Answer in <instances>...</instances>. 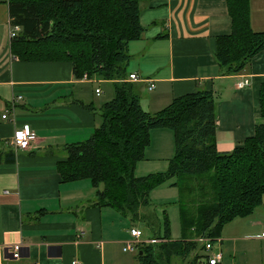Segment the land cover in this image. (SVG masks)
I'll return each mask as SVG.
<instances>
[{
	"label": "crops",
	"instance_id": "0c3cea01",
	"mask_svg": "<svg viewBox=\"0 0 264 264\" xmlns=\"http://www.w3.org/2000/svg\"><path fill=\"white\" fill-rule=\"evenodd\" d=\"M226 3L141 0L138 22L144 29L129 42L126 66L127 75L138 76L133 83L139 104L149 113L174 97L217 85L214 140L221 153L254 134V124L262 120L258 97L264 83V49L237 73H223L216 63V38L231 30ZM248 9L252 30L262 31L264 0H249ZM8 11L7 0H0V264H135L134 253L122 247L131 228L143 232L140 224L109 207H94L96 190L88 180L63 183L56 171V163L64 160L63 145L88 139L99 125L98 107L105 99L97 101L102 92L98 84L112 82L75 78L69 60L16 58L11 53ZM243 79L249 83L237 88ZM24 125L34 140L16 151L11 137ZM149 134L140 167L168 164L173 134L160 128ZM262 197L253 213L221 229L209 252L222 255L218 264H264V239L259 237L264 230ZM15 244L20 250L12 259Z\"/></svg>",
	"mask_w": 264,
	"mask_h": 264
},
{
	"label": "trees",
	"instance_id": "16d2710c",
	"mask_svg": "<svg viewBox=\"0 0 264 264\" xmlns=\"http://www.w3.org/2000/svg\"><path fill=\"white\" fill-rule=\"evenodd\" d=\"M141 0H7L11 25V53L24 60H69L73 75L112 82V98L98 107L99 125L89 138L63 145L57 162L61 182L88 180L96 190L91 203L108 208L133 223H142L159 243L135 248V264H208L210 251L224 225L250 215L264 194V83L259 87L261 122L241 146L217 152L214 111L217 85L172 98L156 112L140 106L138 86L127 81L130 41L140 37ZM231 30L217 36L215 60L223 73L245 70L252 56L264 49V29L248 22L249 0H226ZM214 84V82H213ZM173 134V155L164 171L136 177L149 132ZM173 180L178 190L180 237L172 241L166 216L151 225L141 209L151 207L148 193ZM154 219V218H153ZM143 233V232H141ZM202 240V241H200ZM219 262V260H218ZM215 263V264H218Z\"/></svg>",
	"mask_w": 264,
	"mask_h": 264
},
{
	"label": "rangeland",
	"instance_id": "374dc122",
	"mask_svg": "<svg viewBox=\"0 0 264 264\" xmlns=\"http://www.w3.org/2000/svg\"><path fill=\"white\" fill-rule=\"evenodd\" d=\"M101 87V93L98 95L97 101L102 102L105 100H109L112 98V89L113 85L112 83H106L103 81V83L98 84ZM138 163L135 166H138L136 169V172L134 171V175L136 177H142L146 176L147 168H151L149 170L150 172L148 174H151L153 172L152 169H158L161 167V164L164 163V166L160 169L155 170L156 172L164 171L167 167V164L165 162H154L150 163L149 165H143V167H140V164ZM169 162V161H168ZM166 164V167H165ZM142 168V169H140ZM171 183H173V180H168L165 183H161V185L155 187L152 191L148 193V200L151 203V207H147L145 209H141V213L143 215H146V217H150L151 219V225L153 227L161 226L163 218L166 216L167 226L169 228V238L172 241L178 240L180 237V231L181 227L179 225V217L180 214L178 213V189L176 187H171ZM154 218V219H153ZM139 227L143 230V235L141 236L140 240L143 241L147 239L152 232V230L144 226V224L140 223ZM171 264H182L179 262V258H175L171 260Z\"/></svg>",
	"mask_w": 264,
	"mask_h": 264
},
{
	"label": "built area",
	"instance_id": "2783aa9c",
	"mask_svg": "<svg viewBox=\"0 0 264 264\" xmlns=\"http://www.w3.org/2000/svg\"><path fill=\"white\" fill-rule=\"evenodd\" d=\"M19 27L17 25H10L9 27V36L10 38L14 37L17 33H18ZM87 75L84 74L82 76V78H87ZM126 80L127 81H136L138 80V76L135 75V73L130 72V74H128L126 76ZM249 83L248 79H243L242 81H238V83L236 84V87H243L245 85H247ZM153 84H150L148 89L152 88ZM96 94L99 92V88L95 89L94 91ZM17 98H19V96H17ZM6 118V114H4L3 116H1V119L4 120ZM11 143L10 145H12V148L14 150H20L23 151L25 149L28 148L29 143L32 142L33 139V134L32 132L29 130L28 126H23L21 129L16 130L12 137H11ZM142 231L140 229L137 228H131L129 230V237L130 239L128 241L125 242L124 246L122 247V251L123 252H128V253H135V248L137 247V245L141 244V243H146V244H155V243H159L160 241H162L161 239H154V238H148L147 240L141 241L140 238L142 236ZM260 238L264 239V230L259 234ZM202 241V240H200ZM204 243V248L206 251H210L211 247L208 244V241H203ZM18 250H20V247L18 245H13L11 246V258L12 259H17L18 258ZM220 256H222L220 253H216L213 254L212 256L208 257V264H215L218 262V260H220ZM71 264H79L77 262H72Z\"/></svg>",
	"mask_w": 264,
	"mask_h": 264
}]
</instances>
